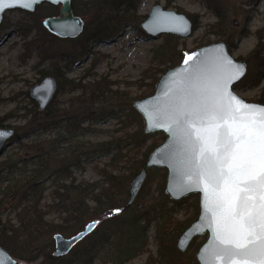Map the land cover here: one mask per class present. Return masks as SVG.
Masks as SVG:
<instances>
[{
    "label": "rangeland",
    "instance_id": "1",
    "mask_svg": "<svg viewBox=\"0 0 264 264\" xmlns=\"http://www.w3.org/2000/svg\"><path fill=\"white\" fill-rule=\"evenodd\" d=\"M219 3L225 12L224 20L214 14L205 0H140L136 14L121 26L119 32L108 38L88 41L84 48L81 43L78 44L83 32L75 38H62L48 31L54 37L37 26L38 22L49 17L47 14L59 15L61 3L43 2L37 4L34 11L7 9L0 23V117L4 126L15 128L16 133H20L21 128L31 120L33 111L42 115L40 113L54 102L57 112L50 118V127L35 129L20 140L11 138L0 156V190L10 185L13 178L22 177L23 180L37 173L34 178L40 182V204L46 214L45 219L56 225L62 223L65 213L57 205L59 198L53 195L58 181L55 175L49 177V172L63 162L60 152L71 145L77 150V142L89 144L113 139L124 146L123 151L116 157L108 153L99 154L93 160L83 158L79 165L71 167L76 184L82 180L103 181L104 174L100 170L108 164L115 174L127 176L130 173L133 160L142 158L148 146L140 151L130 139L137 130H144V120L133 102L136 98L154 93L161 75L169 67H174L171 61L161 63L163 54L157 55V49L168 42L166 36L173 34L152 38L142 28V22L156 4L186 13L192 21L197 20L190 36L173 35L178 50L185 48V53L190 54L202 45L225 41L234 57L246 61L248 69L250 66L255 72L252 59H256V56H249L260 37L263 38L261 42L264 47V0H222ZM86 5L91 6L93 2H78L76 6ZM53 52L58 55L50 57L46 54ZM184 58L177 59L175 66ZM50 68L56 69L57 76H47H53L57 83L60 80L65 86L58 84L52 101L42 110L31 97L30 89L44 79V72ZM75 86L80 88L73 90ZM234 89L249 101H259L264 95V79L257 87L235 85ZM78 97L79 101L85 100V106L96 109L94 116L97 120L90 125L89 121H84L73 129L70 117L76 109H82L81 103H74ZM148 135L152 137L147 144L159 145L166 138L163 132ZM62 137L67 142L61 144L55 141ZM53 141L58 143L56 152L52 149ZM82 150L80 147L79 152ZM112 158L117 161L111 166ZM132 178L128 177L125 185L126 203ZM59 181L69 184L70 180ZM166 181V168H150L136 200L129 204L131 209L128 212L136 214L138 227L146 228L147 241L126 264H199L196 253L207 234L197 236L185 251L176 247L177 238L199 215V194L174 201L165 191ZM19 192V188L14 190V194L8 192V197L3 199L0 206L3 221L15 225L19 224L18 210L14 206ZM88 204L94 205L90 200ZM103 219L105 216L94 232L104 230L101 228ZM124 231L127 239L133 233V222L129 221ZM49 236L44 233L39 242ZM51 236L54 239V234ZM135 242L141 243V236ZM131 250H134L133 247ZM41 259L36 262L20 261L22 264H37ZM94 264L101 262L97 260Z\"/></svg>",
    "mask_w": 264,
    "mask_h": 264
},
{
    "label": "water",
    "instance_id": "2",
    "mask_svg": "<svg viewBox=\"0 0 264 264\" xmlns=\"http://www.w3.org/2000/svg\"><path fill=\"white\" fill-rule=\"evenodd\" d=\"M73 1L0 0V23L4 12L10 8L34 11L36 5L43 2L61 3L60 14L45 18L43 24L56 36L75 38L83 32L85 20L74 13ZM142 28L152 38L162 34L188 37L193 32V21L186 13L156 4L142 22ZM247 72V62L235 58L227 42L205 44L193 50L178 65L169 67L156 83L154 93L136 98L133 102L134 108L144 120V132L146 134L163 132L166 138L150 151L144 165L133 176L128 185V204L136 200L150 168L167 169L165 191L174 201L199 194V215L191 221L176 242L177 249L185 251L197 236L207 234L206 240L196 253L199 264H226V258L222 253H218L215 247L216 219L224 211L222 197L226 186L223 180L216 179L217 166L214 156L206 152L205 156L201 157L198 152H192L187 137L173 122L175 112L189 95L199 90L206 95L222 96L223 102L231 106L229 125H234L232 117H235L237 122L246 120L249 109L244 105L264 107V103L249 101L234 89L235 84L239 83ZM57 88V80L53 76H45L41 82L31 87L30 95L43 110L52 101ZM232 97L238 98L239 102ZM216 123H219L222 129L226 127L223 119H218ZM206 127L207 123H196L197 130ZM194 133L195 130L193 135ZM15 134V128L0 126V156ZM214 139L216 154L219 155L223 151L222 139L219 137ZM98 224L99 220H92L70 236L61 232L55 233L53 255L57 257L67 255L76 244L92 233ZM232 259L234 264H244L242 257L234 256ZM0 264H22V261L0 244ZM248 264H258V261L249 260Z\"/></svg>",
    "mask_w": 264,
    "mask_h": 264
},
{
    "label": "trees",
    "instance_id": "3",
    "mask_svg": "<svg viewBox=\"0 0 264 264\" xmlns=\"http://www.w3.org/2000/svg\"><path fill=\"white\" fill-rule=\"evenodd\" d=\"M139 1L140 0H75L73 3L75 6L73 7L74 13L82 16L85 20L84 31L78 39V44L81 43V47L84 48L88 41L98 38H108L115 35L120 31L121 26L124 25L127 20L132 19V16L136 14ZM220 1L222 0H205L214 14L218 16L219 19H223L225 12L222 4L219 3ZM78 2H83L85 4L93 2V5L77 7L76 5ZM47 15L54 16L53 13ZM193 25L196 27V19H194ZM37 26L40 30L45 32V34L54 36L48 32L43 22H38ZM166 38H168V42L163 43L157 49V55L163 54L161 63L171 61L172 65L175 66L177 59L184 58L188 54L185 53V48L178 50V47L174 43L176 40L175 36H166ZM262 39L263 38L260 37L259 43L249 56L251 57L253 54L256 56V59H252L254 62L253 66L256 69L255 72H253L249 66L247 75L240 83L236 84V87H240L241 85L257 87L264 79V52L262 54L264 47L262 46ZM46 54L50 57L58 55L56 52ZM47 75L57 76L56 69L50 68L48 71L44 72V76ZM72 83L73 81H71V84ZM58 84L60 87L65 86L60 80ZM78 88L80 87L75 86L73 90H78ZM82 93L83 92L80 94ZM259 102L264 103V95ZM74 103H81L82 109H76L70 117L73 129L77 128L84 121H89L90 125L97 120L94 116V114L97 113L95 111L96 109L85 106L84 99L79 101L78 97ZM54 106L53 102L44 112L40 113L42 115H39L38 111H33L31 120L21 128L22 132L17 133L14 137L20 140L23 135L33 132L35 129L50 127L52 125L50 118L57 112ZM110 111L113 112L114 110L110 109ZM0 126H4V121L1 117ZM77 136H79V134H77ZM151 137L152 136L146 134L142 128L131 135L130 139L135 143L134 146H137L140 151L148 145L145 152H143V157L133 160L131 171L127 176L115 174L114 170L109 167V164L101 168L100 172L104 174L103 181H101L102 183L99 181L90 182L82 180L76 184L71 167L79 165L83 158L93 160L99 154L113 153V155L115 154L114 157H116V155L121 153L124 149V146L120 145V142H116L113 139L98 143L91 142L89 144L77 142L75 144L77 150L71 145L66 148V151L60 152L61 157H63V162L59 167L49 172V177L55 175V180L58 181L57 187L53 190V195L59 198L57 205L65 213L61 224L55 225L49 223L45 219L46 214L40 204V182L34 178L37 176V173L23 180L21 179L22 177L13 178L10 185L0 190V193L3 195V197L0 198V206L3 199L8 197V192L12 191L14 194V190L19 188L20 192L14 204L15 209L18 210L19 224L15 225L11 224L9 221H3L0 214V244L19 260L36 262L38 259L42 258L37 264H94L97 260H99L101 264H126L138 254L137 250L146 244L147 237L145 234L146 228L144 227L141 229L138 227L136 214L128 212L131 206L125 201V185L128 177L134 176L140 170L146 162L149 152L157 146L156 144H147ZM65 140L67 139L62 137L55 141L63 144L67 142ZM55 141H53L54 145L52 147L54 152H56L58 148V143ZM72 147L73 149H71ZM80 147L83 148L81 152H79ZM114 161L117 160L112 158L110 165ZM68 179L70 180L69 184L60 183L59 181ZM88 200L93 201L94 205L90 206ZM104 216L105 219H103L101 225V228H104L103 231L97 233L94 232V230L75 245L70 253L65 256L57 257L53 255L55 243L51 236L52 234L61 232L72 235V233L74 234L83 228L87 222L95 219L100 221ZM129 221L133 222V233L130 237L125 239L124 230ZM44 233L45 235H50L47 238L48 240L46 239L43 242H39ZM140 236L141 243L137 244L135 239L137 240ZM132 247L134 250H131Z\"/></svg>",
    "mask_w": 264,
    "mask_h": 264
},
{
    "label": "snow or ice",
    "instance_id": "4",
    "mask_svg": "<svg viewBox=\"0 0 264 264\" xmlns=\"http://www.w3.org/2000/svg\"><path fill=\"white\" fill-rule=\"evenodd\" d=\"M244 107L249 109L248 118L237 122L232 117L235 126L229 125L231 106L222 96L197 90L183 101L173 122L187 137L193 153L214 156L216 179L225 183L224 211L216 219L217 252L223 254L226 264H234V256L244 258V264L249 260L264 264V107ZM218 119L224 120L225 128L216 123ZM196 123L208 127L197 130ZM215 137L222 139L219 155Z\"/></svg>",
    "mask_w": 264,
    "mask_h": 264
},
{
    "label": "flooded vegetation",
    "instance_id": "5",
    "mask_svg": "<svg viewBox=\"0 0 264 264\" xmlns=\"http://www.w3.org/2000/svg\"><path fill=\"white\" fill-rule=\"evenodd\" d=\"M16 135H17V133L14 136H16ZM14 136H13V138H15Z\"/></svg>",
    "mask_w": 264,
    "mask_h": 264
}]
</instances>
